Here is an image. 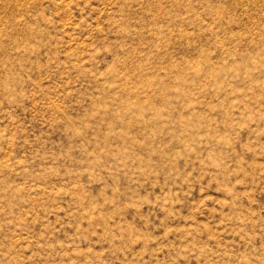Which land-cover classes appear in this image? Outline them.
<instances>
[{
    "label": "rangeland",
    "instance_id": "374dc122",
    "mask_svg": "<svg viewBox=\"0 0 264 264\" xmlns=\"http://www.w3.org/2000/svg\"><path fill=\"white\" fill-rule=\"evenodd\" d=\"M0 264H264V0H0Z\"/></svg>",
    "mask_w": 264,
    "mask_h": 264
}]
</instances>
